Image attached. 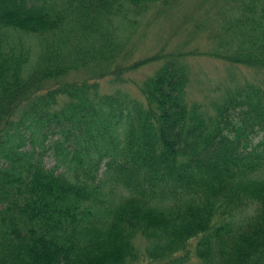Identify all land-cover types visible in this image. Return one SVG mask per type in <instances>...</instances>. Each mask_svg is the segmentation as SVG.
Returning <instances> with one entry per match:
<instances>
[{
	"label": "trees",
	"instance_id": "1",
	"mask_svg": "<svg viewBox=\"0 0 264 264\" xmlns=\"http://www.w3.org/2000/svg\"><path fill=\"white\" fill-rule=\"evenodd\" d=\"M160 2L0 0V264H264V89L208 112L185 53L124 66L122 29ZM237 12L213 54L264 68V0ZM154 61L138 95L100 91Z\"/></svg>",
	"mask_w": 264,
	"mask_h": 264
},
{
	"label": "rangeland",
	"instance_id": "2",
	"mask_svg": "<svg viewBox=\"0 0 264 264\" xmlns=\"http://www.w3.org/2000/svg\"><path fill=\"white\" fill-rule=\"evenodd\" d=\"M244 0H169V4L156 3L136 17L134 27L122 29L126 48L130 52L124 66L156 54L157 52L185 53V62L190 69L187 101L198 102L202 109L211 112L213 104L225 90L235 85L255 84L264 89V68L259 70L241 63L230 62L215 56L219 36L226 37L221 28L224 18L238 15L237 8ZM233 15V16H234ZM124 28V27H123ZM224 42V41H223ZM221 43V42H220ZM226 45V44H225ZM226 49L225 46L222 49ZM159 61L125 69L117 80L113 75L98 78L101 92L120 90L129 95H138L137 86L159 66ZM91 69H78L69 75V80L90 78ZM47 165L52 163L50 157ZM250 211V210H248ZM136 244L143 249L146 240L138 237ZM195 262V261H193Z\"/></svg>",
	"mask_w": 264,
	"mask_h": 264
}]
</instances>
